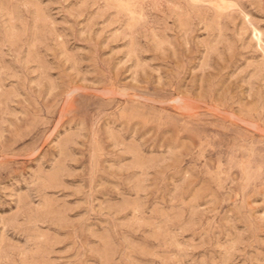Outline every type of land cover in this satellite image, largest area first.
<instances>
[{
    "label": "rangeland",
    "instance_id": "1",
    "mask_svg": "<svg viewBox=\"0 0 264 264\" xmlns=\"http://www.w3.org/2000/svg\"><path fill=\"white\" fill-rule=\"evenodd\" d=\"M0 264H264V0H0Z\"/></svg>",
    "mask_w": 264,
    "mask_h": 264
}]
</instances>
